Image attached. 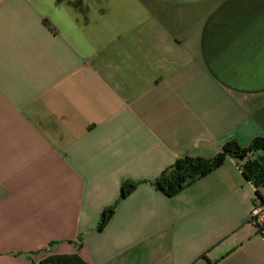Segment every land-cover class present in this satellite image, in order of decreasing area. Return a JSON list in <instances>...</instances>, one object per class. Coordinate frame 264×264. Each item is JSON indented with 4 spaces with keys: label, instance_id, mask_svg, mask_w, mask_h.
Wrapping results in <instances>:
<instances>
[{
    "label": "crops",
    "instance_id": "obj_1",
    "mask_svg": "<svg viewBox=\"0 0 264 264\" xmlns=\"http://www.w3.org/2000/svg\"><path fill=\"white\" fill-rule=\"evenodd\" d=\"M257 138L264 0H0V264H264L244 160L154 185Z\"/></svg>",
    "mask_w": 264,
    "mask_h": 264
},
{
    "label": "trees",
    "instance_id": "obj_2",
    "mask_svg": "<svg viewBox=\"0 0 264 264\" xmlns=\"http://www.w3.org/2000/svg\"><path fill=\"white\" fill-rule=\"evenodd\" d=\"M264 153V138H257L250 147L242 148L236 141L228 142L222 151L212 159L185 158L177 161L172 167L165 170L154 182L155 187L169 197L179 194L187 186L196 180L207 176L214 170L220 168L227 157H234L241 161L246 160L242 165L243 174L246 179L252 182L257 189L264 187V155L253 157L256 153ZM134 182H124L121 186L120 201L128 197L137 188ZM257 199L261 195L257 190ZM116 205L103 211L98 230H103L113 217ZM41 264H87L78 255L46 257Z\"/></svg>",
    "mask_w": 264,
    "mask_h": 264
},
{
    "label": "built area",
    "instance_id": "obj_3",
    "mask_svg": "<svg viewBox=\"0 0 264 264\" xmlns=\"http://www.w3.org/2000/svg\"><path fill=\"white\" fill-rule=\"evenodd\" d=\"M245 161L246 160H244V163ZM242 165L240 166V169L243 171ZM250 221L255 225L257 233L264 239V202L260 201V199L256 198L255 204L250 213Z\"/></svg>",
    "mask_w": 264,
    "mask_h": 264
},
{
    "label": "rangeland",
    "instance_id": "obj_4",
    "mask_svg": "<svg viewBox=\"0 0 264 264\" xmlns=\"http://www.w3.org/2000/svg\"><path fill=\"white\" fill-rule=\"evenodd\" d=\"M262 189H264V187H261Z\"/></svg>",
    "mask_w": 264,
    "mask_h": 264
}]
</instances>
